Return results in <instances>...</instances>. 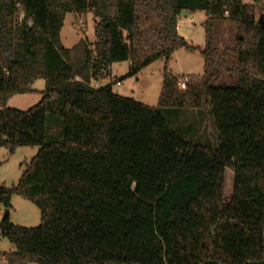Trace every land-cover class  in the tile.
<instances>
[{"label":"trees","instance_id":"obj_1","mask_svg":"<svg viewBox=\"0 0 264 264\" xmlns=\"http://www.w3.org/2000/svg\"><path fill=\"white\" fill-rule=\"evenodd\" d=\"M182 11L205 12L203 49L179 35ZM68 14L93 16L92 50L62 45ZM261 17L264 0H0V147L39 149L16 186L0 187V204L19 195L41 215L36 228L4 221L16 252L0 262L264 264ZM221 20L238 24L230 68L214 43ZM182 48L200 52L204 74L184 89L165 75L157 108L114 93L115 82L90 86L114 64L136 76ZM220 68L232 84H216ZM39 79L36 106L6 107ZM160 109L211 113L218 145L177 135Z\"/></svg>","mask_w":264,"mask_h":264},{"label":"rangeland","instance_id":"obj_2","mask_svg":"<svg viewBox=\"0 0 264 264\" xmlns=\"http://www.w3.org/2000/svg\"><path fill=\"white\" fill-rule=\"evenodd\" d=\"M254 5L252 2H246ZM259 18V15L256 14ZM262 18V17H261ZM205 12H196L186 18L180 17L178 30L179 35L185 39L189 46L203 49L206 38ZM79 21H82L80 23ZM96 21L92 15L77 17L73 14L66 16L61 30V42L67 49H74L80 55L83 41L92 50L95 37ZM214 43L219 51V57L225 62V66L232 67L236 63V56L231 52L238 38V24L231 21L221 20L213 25ZM111 74L121 82V86L113 85V91L122 97L134 99L146 106L157 108L162 91L165 75L181 79L189 77L190 81L203 76L204 59L200 52H189L182 48L176 51L169 60L161 59L148 65L136 76H128L129 63L114 64ZM109 74H101L100 87L106 86L114 79H109ZM106 79V80H104ZM235 78L226 70L219 69V79L216 84L230 85ZM101 84V85H100ZM33 92L25 95L12 96L6 107L18 111H28L36 106L42 99L46 90V81L37 80ZM160 113L166 119L171 129L179 136L190 141L192 144L214 148L219 143L218 132L211 113L195 109H160ZM37 147H19L13 152L0 147V187L11 188L16 186L31 160L38 153ZM233 174L226 171L225 198L232 196ZM8 223L24 228H36L40 225L41 215L39 209L30 201L19 195H13L10 207L7 209ZM6 208L0 204V255L13 254L16 248L2 236V219ZM0 264H8L3 259ZM36 264V263H27Z\"/></svg>","mask_w":264,"mask_h":264},{"label":"built area","instance_id":"obj_3","mask_svg":"<svg viewBox=\"0 0 264 264\" xmlns=\"http://www.w3.org/2000/svg\"><path fill=\"white\" fill-rule=\"evenodd\" d=\"M79 22L82 23V21H79ZM113 79L115 80V84H116L118 87L121 86V82H120L119 80H116L115 78H113ZM77 80H79V79L77 78ZM189 81H190V78H189V77H183V78L179 79V81H178V86H179L181 89H184V88H186V86L188 85ZM90 86L93 87V88H99V87H100V86L97 84V82H91Z\"/></svg>","mask_w":264,"mask_h":264},{"label":"water","instance_id":"obj_4","mask_svg":"<svg viewBox=\"0 0 264 264\" xmlns=\"http://www.w3.org/2000/svg\"><path fill=\"white\" fill-rule=\"evenodd\" d=\"M188 15H189L188 12H186V11H182L180 17L185 18V17H187ZM259 24L262 25V26L264 25V20H263V18H260ZM8 214H9V211L6 209V211H5V213H4V216H3V219H2V225H3L4 221L8 218Z\"/></svg>","mask_w":264,"mask_h":264},{"label":"crops","instance_id":"obj_5","mask_svg":"<svg viewBox=\"0 0 264 264\" xmlns=\"http://www.w3.org/2000/svg\"><path fill=\"white\" fill-rule=\"evenodd\" d=\"M190 15V14H189ZM188 15V16H189ZM186 18V17H185ZM111 68H112V66L109 68V70H108V72H104V74H109V79H113V78H115L112 74H111V72H110V70H111ZM116 79V78H115ZM104 80H106V79H104ZM99 82H101V81H97V83H99ZM101 85V84H100ZM114 92V91H113ZM115 93V92H114ZM117 94V93H116ZM119 95V94H118ZM121 96V95H120Z\"/></svg>","mask_w":264,"mask_h":264}]
</instances>
